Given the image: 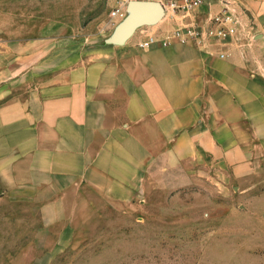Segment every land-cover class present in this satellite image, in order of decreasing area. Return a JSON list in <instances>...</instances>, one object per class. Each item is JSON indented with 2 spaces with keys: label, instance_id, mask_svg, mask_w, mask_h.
<instances>
[{
  "label": "crops",
  "instance_id": "1",
  "mask_svg": "<svg viewBox=\"0 0 264 264\" xmlns=\"http://www.w3.org/2000/svg\"><path fill=\"white\" fill-rule=\"evenodd\" d=\"M232 1L245 38L208 48L108 43L43 4L0 8V198L24 195L49 226L69 193L134 201L155 161L264 170V0Z\"/></svg>",
  "mask_w": 264,
  "mask_h": 264
},
{
  "label": "rangeland",
  "instance_id": "2",
  "mask_svg": "<svg viewBox=\"0 0 264 264\" xmlns=\"http://www.w3.org/2000/svg\"><path fill=\"white\" fill-rule=\"evenodd\" d=\"M24 3L64 13L75 33L105 38L117 24L116 0H0V8ZM227 172L211 160L155 161L134 201L69 193L65 217L49 226L24 195L0 198V264H264V170Z\"/></svg>",
  "mask_w": 264,
  "mask_h": 264
},
{
  "label": "built area",
  "instance_id": "3",
  "mask_svg": "<svg viewBox=\"0 0 264 264\" xmlns=\"http://www.w3.org/2000/svg\"><path fill=\"white\" fill-rule=\"evenodd\" d=\"M130 0H116L110 11V22L118 24L127 14V4ZM164 8V24L155 29L142 26L138 29L136 46L146 49L153 45L167 46L173 43L194 44L201 48L213 45H228L240 43L245 38L240 14L234 8L232 0H153ZM219 3L214 9L212 4ZM206 4L205 10L200 7ZM115 24V26L117 25ZM169 25V27H166ZM211 52V51H209ZM218 55L226 56L225 50H219Z\"/></svg>",
  "mask_w": 264,
  "mask_h": 264
},
{
  "label": "water",
  "instance_id": "4",
  "mask_svg": "<svg viewBox=\"0 0 264 264\" xmlns=\"http://www.w3.org/2000/svg\"><path fill=\"white\" fill-rule=\"evenodd\" d=\"M164 17L163 6L153 0H130L126 16L114 27L106 42L123 44L145 25H155Z\"/></svg>",
  "mask_w": 264,
  "mask_h": 264
}]
</instances>
